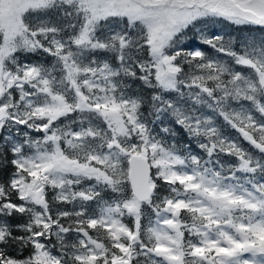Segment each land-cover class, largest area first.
Returning <instances> with one entry per match:
<instances>
[{
	"label": "snow or ice",
	"instance_id": "6c2138e0",
	"mask_svg": "<svg viewBox=\"0 0 264 264\" xmlns=\"http://www.w3.org/2000/svg\"><path fill=\"white\" fill-rule=\"evenodd\" d=\"M0 264H264V0H0Z\"/></svg>",
	"mask_w": 264,
	"mask_h": 264
},
{
	"label": "trees",
	"instance_id": "16d2710c",
	"mask_svg": "<svg viewBox=\"0 0 264 264\" xmlns=\"http://www.w3.org/2000/svg\"><path fill=\"white\" fill-rule=\"evenodd\" d=\"M225 31L231 35H234V36H240L242 34H246V33H243L242 30L237 28L236 26H229L227 29H224L222 27V25H220V24H216L214 26H211L209 31H208V34L211 35L213 32L222 33ZM190 43L196 44L198 47H201L204 50L208 51L210 54H212V50L210 48H208L205 45L198 44L195 39L191 40Z\"/></svg>",
	"mask_w": 264,
	"mask_h": 264
}]
</instances>
